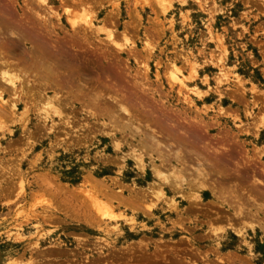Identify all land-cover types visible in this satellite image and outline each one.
<instances>
[{
  "label": "rangeland",
  "instance_id": "374dc122",
  "mask_svg": "<svg viewBox=\"0 0 264 264\" xmlns=\"http://www.w3.org/2000/svg\"><path fill=\"white\" fill-rule=\"evenodd\" d=\"M247 199L264 0H0V264H264Z\"/></svg>",
  "mask_w": 264,
  "mask_h": 264
},
{
  "label": "bare ground",
  "instance_id": "6f19581e",
  "mask_svg": "<svg viewBox=\"0 0 264 264\" xmlns=\"http://www.w3.org/2000/svg\"><path fill=\"white\" fill-rule=\"evenodd\" d=\"M2 77H4V75L2 74ZM8 80V79H7ZM28 80V79H27ZM26 81V80H25ZM23 82V81H22ZM22 82L20 83V84H18L17 83V91L18 90H20V94H22V96H23V94H24V90L22 89ZM27 84H28V82H27ZM15 85V84H14ZM26 86H28V85H26ZM8 87V86H7ZM10 87V86H9ZM8 87V88H9ZM15 87V86H14ZM12 87H10L9 88V90L11 89ZM8 90V89H7ZM13 90V89H12ZM31 92V91H30ZM15 94V93H14ZM26 94H28V93H26ZM54 95H58V94H54ZM20 96V95H19ZM51 96V95H50ZM50 96H49V98H48V104L49 103H51L50 101H49V99H50ZM22 98V97H21ZM52 98H53V96H52ZM33 99V98H32ZM2 100V99H1ZM51 101H52V99H50ZM11 111V110H10ZM22 114H23V112H22ZM42 115V114H41ZM48 115V114H47ZM44 116V115H43ZM49 116V115H48ZM46 120V119H45ZM157 170V169H156ZM159 170H157V172H158ZM167 173V172H166ZM255 173V172H254ZM159 173H157V176H159L158 175ZM163 176H161V178H162ZM167 180V179H166ZM167 182V181H166ZM173 182L175 183V184H177V185H175V186H181V181H179L178 179L177 180H171L170 181V183L172 184V185H170V186H173ZM168 183V182H167ZM201 184V183H200ZM204 186H206V185H203V187ZM208 187V186H207ZM209 187H211L212 189H210V188H208L211 192H213L214 194H216V186H209ZM152 192V191H151ZM163 192L164 191H162V188L160 189V190H155L152 194H154L156 197H159V196H163ZM167 192V191H166ZM252 192H257L259 195L260 194H262L261 193V190L259 189V190H257L256 188L255 189H253L252 190ZM257 194V195H258ZM242 198H243V196H242ZM251 199V198H250ZM173 202L175 201V199H171ZM254 200V199H253ZM237 201V200H236ZM247 201V203H245V206L246 205H248V206H246V207H241V206H239V208H238V205H236V209L238 210V214L237 215H239V216H242V217H250L251 218V220H253L252 222V224H251V228H252V231L253 232H257L258 230L259 231H261V232H263L264 233V207H263V205L264 204H256L255 202H251V200H246ZM245 201V202H246ZM228 202V201H227ZM229 204V203H228ZM235 204V203H234ZM231 205V204H230ZM233 205V204H232ZM236 212V211H235ZM234 214V213H233ZM236 215V216H237ZM230 221V220H229ZM240 232V231H239ZM241 235V234H240ZM243 236H244V234H243ZM261 236H263V235H261ZM264 237V236H263ZM261 239V238H260ZM251 242V241H250ZM263 243V242H262ZM250 246V245H249ZM254 246V245H253Z\"/></svg>",
  "mask_w": 264,
  "mask_h": 264
}]
</instances>
